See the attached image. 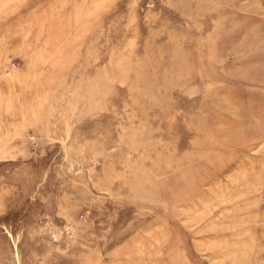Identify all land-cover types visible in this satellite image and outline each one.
<instances>
[{"label":"rangeland","instance_id":"obj_1","mask_svg":"<svg viewBox=\"0 0 264 264\" xmlns=\"http://www.w3.org/2000/svg\"><path fill=\"white\" fill-rule=\"evenodd\" d=\"M0 264H264V0H0Z\"/></svg>","mask_w":264,"mask_h":264},{"label":"bare ground","instance_id":"obj_2","mask_svg":"<svg viewBox=\"0 0 264 264\" xmlns=\"http://www.w3.org/2000/svg\"><path fill=\"white\" fill-rule=\"evenodd\" d=\"M248 120H249V118H247L246 121L244 120L243 125H244V124H245V125L248 124ZM242 121H243V119H242ZM243 127H244V126H243ZM247 128H249V127H247ZM251 128L255 129L253 126H252Z\"/></svg>","mask_w":264,"mask_h":264}]
</instances>
